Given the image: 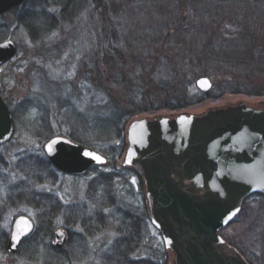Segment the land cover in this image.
<instances>
[{"label": "rangeland", "instance_id": "rangeland-1", "mask_svg": "<svg viewBox=\"0 0 264 264\" xmlns=\"http://www.w3.org/2000/svg\"><path fill=\"white\" fill-rule=\"evenodd\" d=\"M122 5L113 10L108 0H88L70 22L36 40L15 19L21 9L14 14L9 10L0 14V42L12 40L17 47L15 56L0 66V93L14 118L13 137L0 146V245L5 244L11 221L19 214L34 221L35 231L27 240L41 249L49 247L54 231L64 225L61 215L67 211L86 215L87 225L97 222L96 215L112 214L109 220L114 219L113 226L83 239L87 250L84 261H88L84 264H95L93 260L107 257L110 245L121 237L116 232V214L137 217L147 212L141 180L133 169L122 166L124 155L116 161L110 159L103 165L91 166L81 175L60 174L53 166L50 169L44 164L47 140L37 133L50 131L54 136H67L68 125L59 111L64 103L79 104L93 99L96 104L100 77L114 78L107 87L116 84L115 96L123 95L128 85L141 83L144 89L151 85L149 91L153 93L161 75L180 78L175 74H180L177 62L181 57L195 61L184 72L193 79L190 95H201L211 90L202 92L196 87V80L205 76L204 69L215 71L217 76H208L212 85L221 74L228 77L232 71L211 64L202 51L205 45L219 40L229 44L243 41L238 46L241 50L250 41L249 52L254 57L264 53V0H125ZM244 67L239 66L241 71ZM248 75L263 82V77L254 74L250 67L237 74L242 78ZM240 102L264 109V96L225 94L182 112L200 114ZM174 114L178 113L160 110L134 120ZM109 147L98 144L91 148L106 152ZM249 205L256 207L257 203L252 200ZM81 217L76 219L80 221ZM253 220L258 219L246 218L244 226ZM44 224L52 229L41 230ZM80 224L73 223L71 229L83 236ZM140 224L141 243L136 255L144 256L147 262L171 264L173 255L161 245L148 216ZM260 227L257 221L252 228L259 232L249 229L245 237L242 226L230 228L226 236L234 237L242 245L246 241H260L259 237L264 235V228ZM261 248L254 247L257 264H264ZM116 249L125 251L123 245ZM27 255L23 249L16 255L3 250L0 264H44L40 250L34 253L39 256L34 260H26ZM123 256L127 264L132 262L129 254Z\"/></svg>", "mask_w": 264, "mask_h": 264}, {"label": "water", "instance_id": "water-1", "mask_svg": "<svg viewBox=\"0 0 264 264\" xmlns=\"http://www.w3.org/2000/svg\"><path fill=\"white\" fill-rule=\"evenodd\" d=\"M24 0H0V14ZM17 51L12 40L0 42V66ZM196 87L211 89L209 77ZM14 131L11 111L0 96V144ZM122 166L134 169L143 184L147 213L160 232L171 264H249L219 231L253 194H264V109L240 102L200 114L181 112L132 120L127 126ZM60 173L81 175L107 159L99 151L54 136L44 144ZM26 216L15 219L7 249L16 252L32 232ZM61 246V231L55 234Z\"/></svg>", "mask_w": 264, "mask_h": 264}, {"label": "trees", "instance_id": "trees-1", "mask_svg": "<svg viewBox=\"0 0 264 264\" xmlns=\"http://www.w3.org/2000/svg\"><path fill=\"white\" fill-rule=\"evenodd\" d=\"M88 0H24L21 4L9 9L13 13L20 10L15 19L19 25L24 26L30 33L33 40H36L44 35H47L58 27L60 24H67L73 18L72 15L83 6ZM111 2L113 10L116 7H121L122 1L125 0H108ZM28 3V4H27ZM84 3V5H83ZM80 7V8H79ZM74 14V15H75ZM211 41L208 46L202 49L206 53L208 60L215 66H224L232 69L230 76L217 77L218 81L212 85L213 87L207 93L201 95H190L189 86L193 82L191 77L187 76L184 71L193 66L194 60L190 57H181L177 64L180 74H175L180 78H169L167 75H161L158 82L155 83V90L150 93V86L144 89L143 84L137 86L128 85L123 90L126 92L121 96H115L114 91L117 89L114 84L110 88L107 85L112 84L110 79H101L98 85V95L96 104L91 99V102H79L75 104L69 101L64 103L59 109L63 113L64 120L67 123L68 131L66 133L72 141L82 145L94 147L98 144H108L110 149L103 151L107 162L120 159L126 148V132L130 121L135 117L147 114H154L160 110H166L173 113H181L184 110L191 109L200 105L207 99H220L225 94L244 95L250 98H261L264 96V53L260 56L254 57L250 53L249 43L244 44L241 50H238L240 42L243 41ZM239 42V43H238ZM171 49V48H170ZM264 50V49H263ZM107 57V55H106ZM245 68H252L254 74L262 76L263 82L255 75H248L245 77L237 76L239 72L242 73L239 66ZM202 74L205 76L216 75L215 71H208L204 69ZM217 76V75H216ZM105 83V84H104ZM106 85V87H104ZM109 89V90H108ZM112 95V96H110ZM113 95L115 97H113ZM153 95V96H151ZM93 97V96H91ZM152 97V98H151ZM71 100V99H70ZM43 140H48L54 135L50 132L37 133ZM94 144V145H93ZM44 164L52 169L51 163L47 158L42 160ZM126 167V166H125ZM129 168V167H126ZM131 169V168H130ZM256 201L257 206L249 205L250 201ZM259 213V214H258ZM256 217L260 223V228H264V194H254L248 197L242 205L241 211L231 221V223L220 231V236L246 259L249 264H257V256L254 254V247L262 246L261 253L264 255V235H261L260 241L251 240L246 241L245 244H239L234 237L226 236V232L230 228L239 229L242 226L244 237L247 232H259L252 227L256 224L253 220L251 224L244 223L246 218ZM262 220V221H261ZM252 228V230H251ZM254 230V231H253ZM259 235V234H258ZM249 237L245 240H248ZM256 241V242H255ZM255 242V243H254ZM259 245H258V244ZM262 244V245H261ZM257 245V246H256ZM264 257V256H263ZM264 259V258H263ZM147 264H156L148 261Z\"/></svg>", "mask_w": 264, "mask_h": 264}, {"label": "flooded vegetation", "instance_id": "flooded-vegetation-1", "mask_svg": "<svg viewBox=\"0 0 264 264\" xmlns=\"http://www.w3.org/2000/svg\"><path fill=\"white\" fill-rule=\"evenodd\" d=\"M0 96H1V93H0ZM4 143H7V142L1 143L0 146ZM142 191L144 194L143 198L146 201V196L144 193L143 186H142ZM146 210H147V207L145 204V211ZM111 215L112 214L102 215V216L96 215L98 217V220L96 222L97 224L92 223L90 225H87V223H86L87 216L86 215H84V214L83 215H77L75 213L71 214L67 211V212L63 213V215H61V217L63 218L65 223H64V225L57 227V229L54 231L52 241L49 242V247L47 249H41L38 246H35L34 244L31 245V243H29L30 241L27 240L31 237V235L35 231L34 221L30 217H28L24 214H19V215L15 216V218L12 219V221H11L9 235L12 231V227H13V224L15 222V219H17L20 216H26L32 221V224H33L32 232L28 236L23 238V240H21V242L17 248V251L14 253L9 252L7 249V243H8L7 240L9 238V236H8L7 240H5L6 241L5 244L3 245V243H1V245H0V254H2L3 250H5L7 253H9L11 255H16L20 252V250L23 249L24 251H26V254H28L25 257V258H27L26 260H32V259L34 260V258H37V257L39 258V256L34 255V253L39 252V250H40L42 253L41 256H43V259H45L44 264H84V262L88 263V261H84V260H86L85 254L87 253V250H86V247L83 243V239H84V237L86 238L88 236L96 235V234L100 233L101 231H103L104 229L110 228L111 226H113L112 222H114V219L109 220ZM126 215L127 214H124V213L116 214V219L118 221L116 224V225H118L117 226L118 229H116V232L121 237H120V239H118V241L113 242L112 246L110 245V247H112L110 249V252L112 253V255H108L110 253L109 252L106 255L107 257L102 259V257L101 256L98 257L99 255L97 254L98 258L94 259L92 263H95V264H127L126 263V256H123V255L129 254V256H130L129 258L132 261L129 264H147L146 258L144 256L136 255V252H135L136 249L139 248L140 243H141V230H140L141 224L140 223L142 221L146 222L147 214L144 213V215L137 216V217L136 216L131 217V216H126ZM46 216H55V214L54 215L47 214ZM76 216H82L80 221H78V219H76ZM49 220H51V219H49ZM78 222L81 223L80 226L82 227V231L84 230L83 236L78 235L77 231H74L71 229L73 223L78 224ZM48 225L47 224L42 225L41 230H51L52 229L51 227L47 228ZM73 227H74V225H73ZM123 227H125V228H123ZM57 230L61 231V246L60 247H56L54 244L55 243V234H56ZM111 230H113V229H111ZM1 236H2V234H1ZM158 236H159V239L161 241V245L164 247V244H163V241H162V238H161L159 232H158ZM122 245H123V249L126 252L125 251L124 252L118 251L116 249L117 246L121 247ZM114 254L117 256L116 258H115V256L112 257ZM110 257H112V258H110ZM107 260H108V262H107Z\"/></svg>", "mask_w": 264, "mask_h": 264}]
</instances>
